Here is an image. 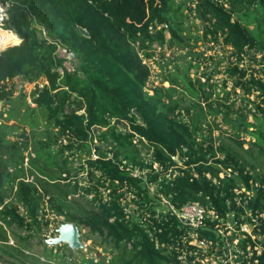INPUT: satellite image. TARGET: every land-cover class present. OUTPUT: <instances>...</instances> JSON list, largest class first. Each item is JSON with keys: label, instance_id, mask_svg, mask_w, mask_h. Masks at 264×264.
I'll list each match as a JSON object with an SVG mask.
<instances>
[{"label": "trees", "instance_id": "16d2710c", "mask_svg": "<svg viewBox=\"0 0 264 264\" xmlns=\"http://www.w3.org/2000/svg\"><path fill=\"white\" fill-rule=\"evenodd\" d=\"M1 1L9 4L5 29L21 41L0 53V102L15 100L16 77L35 82L30 94L34 105L22 94L24 111L7 119H19L32 129L44 126L27 167L29 136L8 137L13 126L0 121L1 218L31 228L40 224L41 212L44 219L43 205L49 202L56 215L88 229L89 237L110 248V264H182L191 230L200 241L223 246L215 233L218 218L234 213L241 233H233L238 239L233 264H264V175L251 173L256 164L250 156L256 162L264 158V0H191L193 6H188V14L196 13L205 23L210 41H222L239 61L249 56L258 66L250 69L238 62L228 67L234 84L232 91L223 88L226 98L243 91L245 108L252 104L248 113L212 99L211 77L188 76L197 99L175 97L171 85L153 92L147 88L151 70L145 59L152 57L154 45H189L176 0ZM44 31L75 53L76 71L57 70L62 59ZM224 107L234 110L252 135L249 148L202 141L207 118L227 117ZM144 149L151 153L150 161L142 155ZM141 168L147 170L145 186L140 184L144 176L132 174ZM151 183L176 208L193 202L207 207L203 224L194 228L172 211H157L149 203ZM7 186L15 188L18 204L5 203ZM127 193L133 194L130 201ZM132 202L136 218L128 210ZM244 223L251 224V233Z\"/></svg>", "mask_w": 264, "mask_h": 264}, {"label": "rangeland", "instance_id": "374dc122", "mask_svg": "<svg viewBox=\"0 0 264 264\" xmlns=\"http://www.w3.org/2000/svg\"><path fill=\"white\" fill-rule=\"evenodd\" d=\"M176 3L182 6V15L179 14L182 20L181 28L184 29L185 34L188 35V46L186 48H168L167 46L159 47L156 44L152 50V57L145 59V62L150 66L151 74L148 78L147 88L150 92H153L155 87H169L170 85L174 89V96H181L185 94V99H197L192 96L189 89L188 76L192 79L200 78L205 81L208 77L210 83L214 84V91L220 93L217 96L213 93L212 99L226 102V104H232L233 109L240 108L244 113H248V109L252 106L249 104L247 108V100L243 95V91L237 90V94L232 92L229 98L225 97L223 88L232 91L234 84V77L228 73V67L238 63L240 66L257 68L258 66L253 63L249 56H246L243 61H239L235 55L232 54L230 46L223 45L221 42L210 41V36H205V23L196 16V13L192 12L189 15L188 6L193 3L191 0H176ZM8 37L12 39L10 31L6 32ZM169 37V33H167ZM14 40V39H13ZM8 40L5 46L13 44L20 40L17 38L14 40ZM250 53L253 50L249 51ZM258 54L257 57H261ZM199 65V67H196ZM189 67V74L186 73V69ZM14 84V97L15 100L10 104H4L0 102V112L3 113L0 116L1 122H6L8 125L13 126L12 132L7 134L12 139H23V135H28L30 138V147L25 152L26 166L34 157V147L36 145V139L42 135L44 126L39 125L36 129H32L28 125H24L19 119L8 120L7 117L15 111L23 112L25 106L21 103L22 94H26V100L32 104L31 92L35 88V82H27L23 78L16 77L13 80ZM199 88V85H196ZM210 88V87H209ZM208 90H211L209 89ZM200 91V90H199ZM251 98H254L252 96ZM234 103V104H233ZM214 105H217L215 102ZM33 106V104H32ZM10 109V110H9ZM14 109V111H13ZM225 111H228L224 107ZM224 113L219 115L209 116L207 120L209 123H205L203 130L200 131V137L202 141L208 145L211 141L218 144L221 141L228 142L231 146L236 149H247L251 146L249 143L253 140L252 135L246 130L239 120H237V114L234 110H229L227 117H224ZM249 121H253L252 115L248 117ZM215 120V121H214ZM218 126H216V124ZM253 129V128H251ZM241 153L242 150H239ZM255 151V150H254ZM142 155L147 161L151 160V153H147L144 149ZM252 161L255 155L250 154ZM177 159V157H175ZM256 168L251 171L259 175H264V158L259 162H254ZM35 164L40 165L41 159L34 160ZM78 162H76L77 164ZM157 166V164H155ZM249 169V167H248ZM29 169H27V172ZM134 176H144L142 179V185H146L147 181V170L136 169ZM84 174H80L78 177L86 183L83 178ZM147 175V176H146ZM29 179L32 180L33 176L28 175ZM148 187V185H147ZM149 203L155 207L157 211L163 212H176L180 213L179 208H176L166 197L156 193V185H150L148 188ZM15 188L7 186L4 188L5 203H16L17 199L15 196ZM128 201L133 199V194L127 193ZM44 209L47 214L42 216L40 214V224H33L31 228L21 227L17 223L8 225L0 216V264H91L88 260H93V264H110L109 260L112 257V252L109 247L105 248L99 244L100 239L97 237H89L88 229H80V238L84 243L82 248H73L67 242L54 244L51 240L52 237L59 235L58 229L61 224L68 222L64 216L56 215V212L50 207V203H44ZM42 206V207H43ZM1 209V207H0ZM128 209L132 210L135 218L137 217V206L132 202L129 204ZM206 212L207 207H204ZM21 213H25L24 208H20ZM213 219H216L215 217ZM49 221L46 224V221ZM72 222V221H70ZM238 220L234 213H228L226 219L218 218L217 229L215 230L218 242H223V246L218 244H212L211 242H201L197 238V233L193 230L189 243H184V253L181 256L182 264H233V249H236L238 239L233 236V233H241L238 230ZM245 231L251 233L252 226L249 223L242 224ZM189 232V233H190ZM186 236H190L187 234ZM190 245L197 246L198 249L190 247Z\"/></svg>", "mask_w": 264, "mask_h": 264}, {"label": "built area", "instance_id": "2783aa9c", "mask_svg": "<svg viewBox=\"0 0 264 264\" xmlns=\"http://www.w3.org/2000/svg\"><path fill=\"white\" fill-rule=\"evenodd\" d=\"M9 18V4L4 3L0 0V27L5 29L6 21ZM12 31L10 29H6ZM13 32V31H12ZM44 35L48 37L49 42L56 45V55L62 59V64L57 68V70L64 74L65 71L74 72L77 69L75 53L65 45L60 39L53 36H48L44 31ZM21 40V39H20ZM34 105V103H32ZM133 175L135 171H132ZM131 211L130 209H128ZM180 213H175L182 221L185 219V223L191 225L194 228H198L203 224L204 217L206 215V210L204 206L198 202L188 203L179 209ZM213 212V211H212ZM244 229V228H243ZM204 242V241H201Z\"/></svg>", "mask_w": 264, "mask_h": 264}, {"label": "water", "instance_id": "95a60500", "mask_svg": "<svg viewBox=\"0 0 264 264\" xmlns=\"http://www.w3.org/2000/svg\"><path fill=\"white\" fill-rule=\"evenodd\" d=\"M79 29L83 35L87 37L91 36L90 32L86 28L79 26ZM5 47L0 46V53L2 52V50L5 49ZM183 221H185V219ZM58 232H59L58 236L51 238L54 244L67 242L73 248L84 247V243L81 241L80 238L81 236L80 228L75 222L68 221L61 224V226L58 229Z\"/></svg>", "mask_w": 264, "mask_h": 264}, {"label": "bare ground", "instance_id": "6f19581e", "mask_svg": "<svg viewBox=\"0 0 264 264\" xmlns=\"http://www.w3.org/2000/svg\"><path fill=\"white\" fill-rule=\"evenodd\" d=\"M7 31H9V30H6V29H3L0 27V46H2V47L3 46L5 47V43L7 41V38L9 40V42H10V40H13V39H10V37H8V35L6 33ZM10 32H12V31H10ZM12 33H14V32H12ZM13 42H14V40H13Z\"/></svg>", "mask_w": 264, "mask_h": 264}, {"label": "crops", "instance_id": "0c3cea01", "mask_svg": "<svg viewBox=\"0 0 264 264\" xmlns=\"http://www.w3.org/2000/svg\"><path fill=\"white\" fill-rule=\"evenodd\" d=\"M21 41V40H20Z\"/></svg>", "mask_w": 264, "mask_h": 264}]
</instances>
